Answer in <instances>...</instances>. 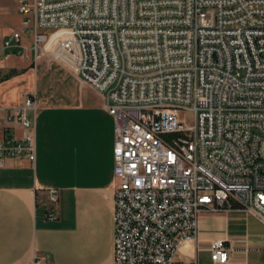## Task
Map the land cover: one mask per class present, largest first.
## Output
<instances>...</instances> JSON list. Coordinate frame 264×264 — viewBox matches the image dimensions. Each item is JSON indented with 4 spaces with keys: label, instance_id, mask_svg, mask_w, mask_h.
I'll use <instances>...</instances> for the list:
<instances>
[{
    "label": "built area",
    "instance_id": "1",
    "mask_svg": "<svg viewBox=\"0 0 264 264\" xmlns=\"http://www.w3.org/2000/svg\"><path fill=\"white\" fill-rule=\"evenodd\" d=\"M12 1L20 29L0 31V62L47 55L113 118L112 264H195L176 254L201 214L264 225V0ZM0 114V168L33 164L35 97ZM57 200L49 189L51 221ZM210 252L229 264L222 241Z\"/></svg>",
    "mask_w": 264,
    "mask_h": 264
},
{
    "label": "crops",
    "instance_id": "2",
    "mask_svg": "<svg viewBox=\"0 0 264 264\" xmlns=\"http://www.w3.org/2000/svg\"><path fill=\"white\" fill-rule=\"evenodd\" d=\"M99 103L38 106L34 163L11 159L0 168V264H32L35 255L48 264H112L114 122ZM49 189L58 192L52 221ZM213 241L224 243L229 264H264V225L238 210L201 214L195 240L176 257L212 264Z\"/></svg>",
    "mask_w": 264,
    "mask_h": 264
},
{
    "label": "rangeland",
    "instance_id": "3",
    "mask_svg": "<svg viewBox=\"0 0 264 264\" xmlns=\"http://www.w3.org/2000/svg\"><path fill=\"white\" fill-rule=\"evenodd\" d=\"M12 0H0V31L8 33L20 29L21 17ZM15 70L19 73L0 83V106H22L29 95L38 106H102L94 92L84 86L64 64L44 55L34 60L12 57L0 62V78ZM42 102V103H41Z\"/></svg>",
    "mask_w": 264,
    "mask_h": 264
},
{
    "label": "trees",
    "instance_id": "4",
    "mask_svg": "<svg viewBox=\"0 0 264 264\" xmlns=\"http://www.w3.org/2000/svg\"><path fill=\"white\" fill-rule=\"evenodd\" d=\"M19 75L18 72H16L15 70L10 71L9 73H7L6 75H4L3 77L0 78V83L7 81L9 79H11L12 77Z\"/></svg>",
    "mask_w": 264,
    "mask_h": 264
}]
</instances>
